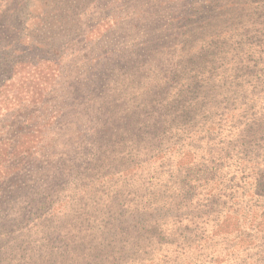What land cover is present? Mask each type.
Here are the masks:
<instances>
[{"label": "rangeland", "instance_id": "1", "mask_svg": "<svg viewBox=\"0 0 264 264\" xmlns=\"http://www.w3.org/2000/svg\"><path fill=\"white\" fill-rule=\"evenodd\" d=\"M115 1L0 0V218L47 185L51 206L68 207L35 206L31 221L56 229L47 262L264 264V0H237L220 27L222 0H186L190 37L152 0L122 30L132 8ZM189 47L209 53L193 73L179 57ZM160 56L184 100L157 123L147 101L171 91L139 93ZM76 82L110 83L125 101L101 137Z\"/></svg>", "mask_w": 264, "mask_h": 264}, {"label": "trees", "instance_id": "2", "mask_svg": "<svg viewBox=\"0 0 264 264\" xmlns=\"http://www.w3.org/2000/svg\"><path fill=\"white\" fill-rule=\"evenodd\" d=\"M146 0H117L115 1V5L117 6H128L132 8L131 13L127 14L125 12L122 16L118 12V19L124 18L126 21L122 22V30H126L124 27L129 25L132 21L133 22H139L141 20L147 21L149 13H150V5L145 3ZM186 0H152L153 6L157 8H161V6L164 5L163 10H159L157 12V16H162V19H165L167 22V26L170 27L171 31L172 29H180L183 30V35L190 37L192 34V25L191 22L193 20L191 17L188 16L187 10L184 6H186L188 3H183ZM205 2L208 4H211V0H197L196 3L199 2ZM224 3L217 6V9L223 13L224 15L221 16L215 23V25H218L219 27L224 24V20L229 17L230 12H232V8L235 6L237 0H222ZM179 2L182 3L179 7H174L175 4H178ZM145 7V8H144ZM174 8V9H173ZM179 8V10H178ZM203 11L206 12V6H203ZM239 7L234 8V10H237ZM193 9H190L189 11H192ZM156 14V11L155 13ZM121 22H117V25H120ZM135 28V25H129L128 29ZM217 27V26H215ZM209 28L207 30L210 31ZM201 29L200 31H202ZM198 33V32H197ZM139 42L138 44H140ZM192 47H189L187 49L186 55H179L181 57L180 63L184 60V58L188 55L186 58V62L188 64V67L185 64V70L189 67H192L189 70H186L187 73H193L197 68L198 65L201 64L202 61H204L209 55L207 53L206 48H197L193 50ZM192 51V52H191ZM206 52V53H202ZM161 53V52H159ZM164 54V53H161ZM165 61V62H164ZM139 62V61H138ZM175 60L170 58V56H166L165 59H162V56L159 58H154L152 61L148 62L147 67H150L148 69V73L146 78L148 79V82L145 84L144 88L139 93L144 92L143 94H146L148 96H151L154 91L163 90L165 88H169L171 91L169 96L167 98L165 97H154L148 100V103H151L152 110L159 108L158 110H155L153 115L154 119H157V123L160 122V120H163L164 117L172 118V114L176 112L175 110L180 108V106L183 104V98L184 94L182 91V88L174 87L170 85V77L163 72V70L160 69V66H164V64H167L169 67H174ZM177 68V67H176ZM173 78H175L176 73H171ZM194 76L191 75L190 78H193ZM62 78L61 73L58 75L57 79L54 83H58V85H62V83L59 81V79ZM172 78V79H173ZM121 81L116 80L114 82ZM76 86L78 90H83L84 94L86 95V101L82 105V108L80 109V114L82 116H85L86 118H93L98 119L95 122L97 123V126L100 124L99 128H96L94 126H91L88 128V131L91 132L92 136H98L101 137L105 131V128L102 126L107 124V119H113L119 114H123L124 106L121 104V102H125L121 96V93H115L114 91V85L113 87L108 84H105L102 87H98L96 89H93V84L89 83L87 86L81 84L80 82H76ZM81 84V86H80ZM185 84V82H184ZM184 84L182 86H184ZM108 85V86H107ZM107 86V87H106ZM101 89V90H100ZM105 89V90H102ZM159 92H157L158 94ZM142 94V96H143ZM120 98V100H119ZM150 98V97H149ZM79 105V104H78ZM72 108V107H71ZM67 110V109H65ZM64 110L57 111V117L63 116L62 113ZM67 113V112H66ZM134 113L140 117V114L142 113V110L134 109ZM151 115V114H150ZM150 117V116H149ZM130 119V116L127 117V120ZM95 129H100L99 133L95 132ZM83 134L81 136V131L77 130L75 133V139L80 140V138L83 139ZM116 139L122 136V133H117L114 135ZM264 178V176H263ZM264 182H259V189L260 186ZM50 187L47 185L43 188L38 189L37 195L35 193V196L33 197H26L23 198L19 205L22 206V209L18 211L15 210V215H4L2 218H0V264H54L55 262L49 261L50 256L53 255V257H57V254L52 253V245L53 240L55 239L56 229L54 227V224H48L43 221L40 222H32L31 220L34 218H37V215H35L39 209L35 208V206L38 204L39 198L42 199V202L44 204H47L49 207V211H51V216H54V213L58 217V214L62 211L68 210V207L66 205H62L60 202H56L51 206L50 202H48L47 197H49L50 192L48 193V190ZM258 189V191H259ZM39 190H42V193H40ZM40 193V194H39ZM177 195H182L180 191L177 192ZM46 205V206H47ZM62 205V206H61ZM67 207V208H66ZM42 208V207H41ZM36 211V212H34ZM11 213V212H10ZM49 221L52 223L54 222V219H49ZM25 225V226H24ZM109 248H112V246ZM120 249V247H118ZM49 252V253H48ZM67 252V251H66ZM65 252V253H66ZM67 255H70V258H74L76 255L75 251L72 249H68ZM65 255V257H67ZM57 264V263H56Z\"/></svg>", "mask_w": 264, "mask_h": 264}]
</instances>
